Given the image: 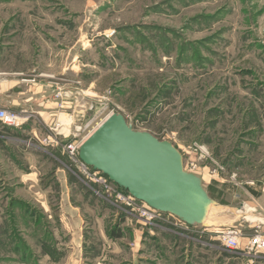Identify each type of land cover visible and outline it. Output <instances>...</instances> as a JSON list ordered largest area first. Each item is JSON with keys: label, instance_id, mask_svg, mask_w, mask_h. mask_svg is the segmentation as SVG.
Listing matches in <instances>:
<instances>
[{"label": "rangeland", "instance_id": "rangeland-1", "mask_svg": "<svg viewBox=\"0 0 264 264\" xmlns=\"http://www.w3.org/2000/svg\"><path fill=\"white\" fill-rule=\"evenodd\" d=\"M0 109L28 116L3 125L20 143L0 155V264H238L200 226L129 218L62 148L119 113L171 143L208 194L223 192L230 210H210L215 226L254 228L264 192V0H0ZM30 124L40 144L19 130Z\"/></svg>", "mask_w": 264, "mask_h": 264}, {"label": "water", "instance_id": "water-1", "mask_svg": "<svg viewBox=\"0 0 264 264\" xmlns=\"http://www.w3.org/2000/svg\"><path fill=\"white\" fill-rule=\"evenodd\" d=\"M78 159L133 199L189 227H206L216 204L201 179L184 170L182 155L171 143L133 130L119 113L81 144Z\"/></svg>", "mask_w": 264, "mask_h": 264}, {"label": "built area", "instance_id": "built-area-1", "mask_svg": "<svg viewBox=\"0 0 264 264\" xmlns=\"http://www.w3.org/2000/svg\"><path fill=\"white\" fill-rule=\"evenodd\" d=\"M27 119L28 116L23 118L19 114H15L5 109H0V123L6 127H20V125H22ZM51 138L52 136L47 138L49 143L51 141H57L56 139L52 140ZM86 138H88V136H86ZM86 138L79 141H72L68 144H65L62 148L63 154L67 157L69 162L73 164H70V166L78 170V173H80V176L84 182L88 181L92 184H98L99 186L103 187L104 189H102L101 192L99 191L100 197L105 199V201L109 202L111 205L116 206V204H118L119 206L116 207L120 208L122 212L124 211V213L129 216V218L138 219L142 221L144 225L148 226H158L157 223H168L173 227L178 226L177 224H179L181 221H179L177 218L169 214H163L152 210L145 204L133 199L127 193L118 191L117 189L119 188L111 183L106 177H104L99 172L93 171L91 168L85 166L78 159V150ZM94 193L97 195V192ZM168 220L173 221L170 223ZM188 227L189 226H186V228ZM201 228H204L201 231V234L208 233L205 227ZM211 234L221 244L223 251L226 254L246 257L250 260L249 263H253V261L261 259L262 255L264 254V232H261L257 227L252 228V231L248 234L236 226L219 227L216 228L214 232H211ZM243 240L244 242L241 243Z\"/></svg>", "mask_w": 264, "mask_h": 264}, {"label": "crops", "instance_id": "crops-1", "mask_svg": "<svg viewBox=\"0 0 264 264\" xmlns=\"http://www.w3.org/2000/svg\"><path fill=\"white\" fill-rule=\"evenodd\" d=\"M45 126H47L46 125V123L44 124ZM28 127V128H27ZM27 127H25V125L23 126V127H21L19 130H22V132L24 133L25 131L27 132L26 134H29L30 135V138H29V140H28V143H32L33 145L34 144H38L39 142H40V138L38 137L39 135H40V128H37L36 126H34L33 124H30L29 126H27ZM7 130L8 129H6V127H4L3 125H1L0 124V155L1 154H7V152H6V146H7V142L8 141H10L12 144H15L16 142H19V141H16L15 139H13V138H10V139H8V136H7ZM7 136V137H6ZM20 143V142H19ZM21 143H22V141H21ZM25 143V142H24ZM23 143V144H24ZM26 144V143H25ZM40 144V143H39ZM24 146V145H23ZM32 152V151H31ZM32 153H34V152H32ZM25 155L26 156H28V155H32L31 153H30V151L28 152V153H25ZM28 159V158H27ZM71 187H73L72 185H70V188ZM71 190L73 191V190H76L77 191V188H75V187H73V188H71ZM75 193V192H74ZM76 196V195H75ZM75 196H73V195H71V197L69 198V207H71L72 206V204H71V200L75 197ZM258 196V195H257ZM256 196V197H257ZM258 198H260L259 196H258ZM71 199V200H70ZM261 199V201L260 200H258V202H257V204H256V206H255V210H256V220H257V224H256V226L255 227H257V228H259L260 229V231L261 232H264V192H263V196L260 198ZM215 209V211H217V209L218 210H222L223 212H225V210L226 211H228V210H230V208H227L226 207V205H220V204H218V203H216L215 204V207H214ZM71 209H72V211H76L77 209H78V206L77 207H74V208H72L71 207ZM79 210V209H78ZM77 215H79V213H76ZM237 226L241 229V230H243L246 234H248L249 232H250V230L253 228V227H248V226H242L241 224H239V223H237ZM236 226V227H237ZM254 227V228H255ZM201 228V227H200ZM216 228H219L218 226H215L214 225V227H213V225L211 226H207V227H205V229L207 230V234H211V232H214V230L216 229ZM204 229V228H203ZM202 229V230H203ZM129 230H132L133 231V234L134 235H136V234H140L139 233V231H137V230H134V229H129ZM120 232L122 233V231L120 230ZM70 234V236L72 237L73 236V234L72 233H69ZM88 237H87V235H85V233H82V235L80 236V239H83V242H81V244H80V246H79V250H80V253H79V256L81 257V259H85L84 257H83V254H84V256H85V247H86V244H85V242H86V239H87ZM111 240H114V241H117V240H120L121 238H122V236H120V238L119 237H109ZM71 241H73V239L71 238L70 239ZM244 242V240L243 241H241V243H243ZM82 254V255H81ZM228 255V254H227ZM229 257V259L232 261V259L235 261V259L236 260H240L239 262H238V264H264V254L262 255V258L261 259H259V260H257V261H253V263H249V259H247L246 257H242V256H236V255H228ZM49 258V257H48ZM51 259V261L52 260H55V258L54 259H52V258H50Z\"/></svg>", "mask_w": 264, "mask_h": 264}, {"label": "trees", "instance_id": "trees-1", "mask_svg": "<svg viewBox=\"0 0 264 264\" xmlns=\"http://www.w3.org/2000/svg\"><path fill=\"white\" fill-rule=\"evenodd\" d=\"M60 158H62V157H60ZM66 161H67V165H68L69 164L68 163V160H66ZM68 179H69V183H72L73 184L74 182H76V179L73 176H71V175H69ZM121 191L124 192V193H126L122 189H121ZM209 191H210L209 196L215 201V203H218L220 205H225V202H224V199H223V192L222 191H218L217 189H213V188H211ZM251 193H252V191H251ZM253 194H255V193H253ZM255 196H257V195L255 194ZM119 232H120L119 230H116V232L115 231H112V233H111L112 235H110V236L115 235L113 237H119L120 238L121 235H120ZM224 256L225 257H229L227 254H225Z\"/></svg>", "mask_w": 264, "mask_h": 264}, {"label": "bare ground", "instance_id": "bare-ground-1", "mask_svg": "<svg viewBox=\"0 0 264 264\" xmlns=\"http://www.w3.org/2000/svg\"><path fill=\"white\" fill-rule=\"evenodd\" d=\"M107 118H108V117H107ZM104 120H106V119H104ZM100 125H101V124H100ZM100 125H98L97 128H98ZM97 128H96V129H97ZM96 129H95V130H96ZM95 130H94V131H95ZM94 131H93V132H94ZM93 132H92V133H93ZM92 133H91V134H92ZM91 134H90V135H91ZM90 135H88V137H89ZM86 139H87V138H86ZM86 139H85V140H86ZM85 140H84V141H85ZM84 141H83V142H84ZM214 207H215V206L212 205V206L210 207V209H212V210L215 212V210H214L215 208H214ZM221 211H222V210H221ZM214 222H215V220H214L212 217H211V218H207V219L204 221V223H205L206 226L214 225Z\"/></svg>", "mask_w": 264, "mask_h": 264}]
</instances>
